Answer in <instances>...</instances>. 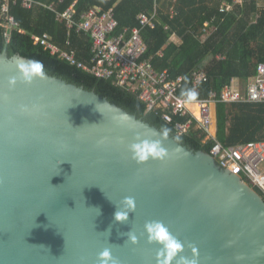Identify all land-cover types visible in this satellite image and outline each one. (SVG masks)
<instances>
[{"label": "water", "instance_id": "95a60500", "mask_svg": "<svg viewBox=\"0 0 264 264\" xmlns=\"http://www.w3.org/2000/svg\"><path fill=\"white\" fill-rule=\"evenodd\" d=\"M21 64L37 62L0 54V264H97L109 244L120 264H160L149 221L182 243L170 264H264L254 186L94 90L41 69L26 79ZM145 140L164 156L133 159ZM125 196L136 209L120 222ZM131 229L138 240L124 244Z\"/></svg>", "mask_w": 264, "mask_h": 264}, {"label": "trees", "instance_id": "16d2710c", "mask_svg": "<svg viewBox=\"0 0 264 264\" xmlns=\"http://www.w3.org/2000/svg\"><path fill=\"white\" fill-rule=\"evenodd\" d=\"M38 1L54 4L58 11H65L74 4L77 17L94 6H100L105 11L113 8L119 21L118 31L124 27H141L140 13L153 17L155 27L142 28L149 47L145 58H152L157 70H168L174 79L184 76L183 86L178 92L180 96L195 93L194 97L208 98L213 89L231 85L234 78L249 83L257 74L258 64L264 63V6H259L260 1L234 5L227 11L221 10L223 3L232 4L233 0ZM11 13L19 27L7 35L6 28L0 24V54L7 51L10 56L21 54L34 59L42 71L96 91L175 136L189 148L210 152L214 140H206L207 133L196 120H193L187 133L179 134L177 131L176 124L187 122L189 115L172 113L173 120L169 122L163 118L166 110L157 108L149 111L146 102L134 92L53 54L32 37L33 34L48 33L54 43L65 50H75L78 60L90 64L93 44L90 35L75 30L70 32L65 23L57 20L54 10L41 4L26 8L23 0L17 3L11 0ZM207 22L211 33L203 38ZM176 35L181 38L179 43L173 40ZM196 69L204 70L208 75V81L198 86L194 85L193 77ZM216 113V138L224 145L236 146L264 140V102H219ZM255 188L263 195L259 188Z\"/></svg>", "mask_w": 264, "mask_h": 264}, {"label": "built area", "instance_id": "2783aa9c", "mask_svg": "<svg viewBox=\"0 0 264 264\" xmlns=\"http://www.w3.org/2000/svg\"><path fill=\"white\" fill-rule=\"evenodd\" d=\"M18 0H14L17 3ZM260 0H233V3L224 2L222 11L231 10L234 5H242L246 2ZM35 4H41L54 10L57 20L65 23L69 31L90 35L92 38V57L90 64L77 59L75 50H65L53 42L50 34H33L36 43L42 44L53 54L77 64L92 74L111 80L119 87L134 92L141 100L146 102L148 110L162 108L166 110L163 118L171 122L174 114L190 116L187 122L177 123L176 129L179 134L189 131L193 120L197 121L200 128L207 133L206 140H214L210 153L218 164L226 170L236 174L243 181L261 190L264 195V140L252 141L226 146L213 134V110L219 102H264V63L257 66V74L252 83L245 89L234 85L219 87L212 90L208 98L180 96L179 90L183 86L184 76L172 78L168 70H157L152 58H145L148 52V44L142 35V28L155 27L153 17L146 13H140L138 18L140 26L124 27L118 31L119 21L115 16L114 9L103 10L100 6H94L77 17L74 4L65 11H58L54 4H43L38 0H23V6L32 8ZM0 24L6 28V34L19 27V23L11 13V0H0ZM208 37L211 31L208 22L203 28ZM194 85L208 81V75L204 70L196 69L193 72ZM194 104L198 107V115L190 108ZM170 110V111H169Z\"/></svg>", "mask_w": 264, "mask_h": 264}, {"label": "clouds", "instance_id": "9594fccd", "mask_svg": "<svg viewBox=\"0 0 264 264\" xmlns=\"http://www.w3.org/2000/svg\"><path fill=\"white\" fill-rule=\"evenodd\" d=\"M20 67L23 71L24 77L28 80L31 79L30 73L38 72L40 70L39 64H33L31 67L28 64H21ZM191 95L194 97L195 93H192ZM130 150L132 151L133 159L137 162L146 161L149 156L156 158L163 157L165 154V149L160 146L158 141L149 142L145 140L143 143H133L130 146ZM120 205H122V207H120L115 213V219L124 222L128 220V213L135 211L136 209L135 198L132 196H125ZM145 230L150 242L157 241L163 245L161 255H164V259L160 261V264H170L171 260L182 249V243L174 237L168 231L167 227L160 221L146 222ZM110 232L111 229L109 228L107 234L110 235ZM121 235L127 236L124 244H135L138 240V235L133 229L127 233H121ZM112 245L113 244H109V246L104 247L103 250L98 253L97 264H120L119 260L113 255ZM177 264H196V261L181 257Z\"/></svg>", "mask_w": 264, "mask_h": 264}, {"label": "crops", "instance_id": "0c3cea01", "mask_svg": "<svg viewBox=\"0 0 264 264\" xmlns=\"http://www.w3.org/2000/svg\"><path fill=\"white\" fill-rule=\"evenodd\" d=\"M259 4H260L259 5L260 7L264 6V0H260ZM173 40H175L176 42L179 43L181 41V38H180V36L176 35V36H174ZM233 80H234L233 83H234L235 86L246 90L248 85L250 83H252L254 79L252 81H249V83L242 81L240 78H234ZM190 108L196 115H198L199 111H198V107L196 105L191 104ZM213 113H214V115H213L214 119H213L212 131H213V134L216 135L217 134V113H216V107L214 108Z\"/></svg>", "mask_w": 264, "mask_h": 264}, {"label": "rangeland", "instance_id": "374dc122", "mask_svg": "<svg viewBox=\"0 0 264 264\" xmlns=\"http://www.w3.org/2000/svg\"><path fill=\"white\" fill-rule=\"evenodd\" d=\"M215 107L217 108V105ZM213 115H214V113H213ZM213 119H214V116H213ZM262 167H264V165H262Z\"/></svg>", "mask_w": 264, "mask_h": 264}]
</instances>
